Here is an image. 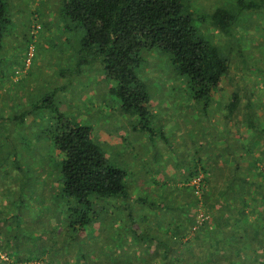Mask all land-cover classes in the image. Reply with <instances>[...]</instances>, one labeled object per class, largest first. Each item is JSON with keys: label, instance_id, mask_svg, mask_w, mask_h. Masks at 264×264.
I'll return each mask as SVG.
<instances>
[{"label": "trees", "instance_id": "obj_1", "mask_svg": "<svg viewBox=\"0 0 264 264\" xmlns=\"http://www.w3.org/2000/svg\"><path fill=\"white\" fill-rule=\"evenodd\" d=\"M57 1L64 28L83 33L69 59L78 67L69 73L73 83L85 80L77 72L83 64L96 62L111 84L105 91L123 113L140 117L134 129L151 141L149 90L139 68L143 50L158 48L213 111L200 122L212 142L186 138L187 162L170 158L166 171L154 174L146 167L153 182L138 185L139 169L109 163L92 125L61 111L49 92L52 121L38 137H48L55 169L43 167L50 174L34 179L31 163L22 161L25 141L0 151V264H264V36L257 40L256 94L231 77L223 43L194 27L188 0ZM8 6L0 0V50ZM207 17L227 37L224 44L240 42L246 21L257 19V29L264 22V0H229ZM29 49L34 56L33 44ZM91 89L73 90L72 99H87ZM49 176L55 179L45 197ZM33 197L41 204H23Z\"/></svg>", "mask_w": 264, "mask_h": 264}, {"label": "rangeland", "instance_id": "obj_2", "mask_svg": "<svg viewBox=\"0 0 264 264\" xmlns=\"http://www.w3.org/2000/svg\"><path fill=\"white\" fill-rule=\"evenodd\" d=\"M228 2L188 0L193 25L210 41L223 43L225 50L222 52L230 58V65L232 63L231 77L243 88L247 86L249 92L254 90L257 94V89H260L257 88V66L254 64L257 65V56H262L260 52H263L257 49V40L264 36V22L262 20L257 29V19L253 23L246 21L248 31L244 32L243 41L237 42L234 38L229 45L224 44L227 37L215 31L207 14L218 6H227ZM8 4L9 22L4 27L3 46L0 50V151L16 148L10 143L12 140L25 141L22 142V161L31 163L27 170L34 179L48 176L50 172L42 173V168L53 170L57 164V158L50 156L48 137H38L41 129L52 121L53 111L48 107L51 91L54 92L53 101L61 111L79 123L92 125L94 139L102 147L109 163L120 165L130 172L139 169L142 175H139L138 185H151L153 182L149 179L146 167L154 174L158 169L166 171L164 168L170 158L176 162H187L190 156L187 144L190 139L203 137V143L207 141V146L210 145L212 138L206 136V128L200 122L213 111L208 113L211 109L205 108V100L197 98L187 78L173 69L169 53L158 48L144 49L142 53L139 74L149 90L151 119L146 124L154 132V139L150 141L149 133L134 129L140 117L123 113L117 98L105 91L106 86L111 84L103 79L105 77L96 62L83 64L78 69L77 72L86 74L83 82L77 85L71 80L69 73L73 74L78 67L74 63L72 65L69 59L79 49L83 33L81 29L77 33L64 28L66 21L59 19L61 10L58 9L57 0H8ZM243 27L240 24L237 28ZM240 35L238 32L237 36ZM30 44H33L34 56L29 52ZM244 50L246 55L242 56ZM90 87L91 91L85 92L87 99H72L73 90H88ZM26 142H30L28 148ZM139 143L147 147L140 148ZM139 150L145 153L141 154ZM145 158L149 160L148 163H145ZM54 179L55 176H51L45 181V197H50L47 192L50 186L52 188ZM33 200L32 203L26 198L23 204L35 206L42 202L38 197H33ZM17 203L21 204L19 201ZM43 215H40V221ZM7 216L13 220L9 214ZM16 228L17 224L13 231Z\"/></svg>", "mask_w": 264, "mask_h": 264}]
</instances>
